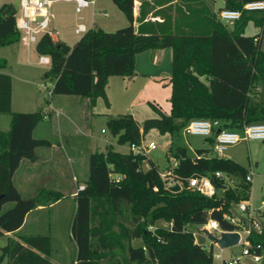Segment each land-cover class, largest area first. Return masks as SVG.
Returning <instances> with one entry per match:
<instances>
[{"label": "trees", "instance_id": "trees-1", "mask_svg": "<svg viewBox=\"0 0 264 264\" xmlns=\"http://www.w3.org/2000/svg\"><path fill=\"white\" fill-rule=\"evenodd\" d=\"M111 1L126 18V27L114 32L88 29L71 47L56 35H44L34 46L39 57L49 58L43 80L53 82L51 96L87 99L90 108L102 99L108 106L110 77H132L137 55L168 48L172 51L169 114L149 103L157 117L144 120L141 126L130 114L109 117L106 126L117 145L138 146L150 130L178 139L193 119L218 120L220 129L231 131L264 123V11H242L232 25L217 17L223 9L241 11L248 2L264 0H224L216 15L202 0H180L173 8L152 13L163 19L149 33L134 29L135 0ZM147 5L146 1L140 3L139 23L146 18ZM15 15L12 4L0 5V48L19 43ZM249 20L258 29L251 37L244 35ZM6 67L0 58V114L10 116L9 129L0 130V238L7 233L13 238L2 247L0 264L5 260L7 264H52L50 234L22 235L21 228L30 212L57 202L61 194L43 190L25 199L13 182L21 162H36L37 150L50 145L33 136L47 112H12L11 78L1 72ZM215 135L216 130L204 138L210 148L193 152L184 145L170 144L165 158L169 163L175 160L176 166L167 168V180L180 182L181 190L176 193L165 187L166 180L145 154L123 153L112 146L104 153L90 154L86 180L74 198L70 233L77 252L73 264H214L215 246L204 249L198 245L187 227H201L212 219L224 231L236 230L223 215L247 202L251 187L244 167L210 154ZM145 165L147 169H143ZM216 172L224 178L215 179ZM202 176L209 177L216 189L210 198L188 188V179ZM231 178L238 182L229 184ZM41 194L51 195V201L41 202ZM6 204L11 206L3 210ZM159 221L168 227L149 229ZM246 239L253 247L264 249V225L259 230L251 228ZM132 240L141 241V245L132 247Z\"/></svg>", "mask_w": 264, "mask_h": 264}, {"label": "rangeland", "instance_id": "rangeland-1", "mask_svg": "<svg viewBox=\"0 0 264 264\" xmlns=\"http://www.w3.org/2000/svg\"><path fill=\"white\" fill-rule=\"evenodd\" d=\"M11 0H0V5L3 2ZM136 1V0H135ZM204 6L209 9L211 14L216 15L218 9L223 6V0H202ZM111 5V6H110ZM97 8H104L108 11L107 17H96V23L94 28H102L105 32H114L118 29L126 27L128 22L124 15L115 7L111 0H99ZM52 15H54L56 22L63 26V30L60 29L61 37L66 36L69 44H74L79 40L81 35H75L71 28V25L75 21L76 17L83 16L86 21L89 22L90 13L87 10H82L81 13H75V3L55 2L51 7ZM85 23V24H87ZM258 33V29L254 25L252 20H249L244 29L245 36H254ZM261 50L264 51V35L261 42ZM0 58L4 59L7 63L4 73L10 76L12 85V105L11 110L15 113H32L39 111L40 109L46 110L47 105L51 99L56 97L66 96H51L50 90L52 89L53 82L50 80H43V74L48 70L49 65L39 64V56L36 54L34 46L29 48L23 47L20 43L9 48H0ZM170 66V64H169ZM159 103H154L160 109L167 111L170 106L169 99L166 102L164 97L157 96ZM153 104V103H152ZM142 113H137L136 118L141 120L156 118L157 114L147 103H142ZM90 108L88 110H91ZM73 114L75 123L69 124L65 118H61L63 122L69 124L70 131L73 133L84 132V128L91 124L90 135L92 136L91 144L81 136H64L61 137L60 131H56L55 127L57 119L52 117L51 119L46 117L38 126L36 135L44 136L50 142H54L57 145L55 149H49L48 147L39 148L37 155L50 156L52 162L49 164L51 172L53 173L52 178L57 182L61 189L66 192L76 190L79 184L87 177L88 171V158L87 153L90 148H95L94 144L100 140L102 143L106 142V137H110L112 140L114 137L109 133L106 122L108 118L94 117L91 121L87 114H81L78 107H73ZM141 112V111H140ZM80 114V115H79ZM10 116L8 114H0V130L7 131L9 127ZM105 133H101V130ZM68 130V129H67ZM144 143L147 144L149 141H153L157 149L150 151L146 154L147 159L153 160L154 165L159 169L160 172L167 170L172 165L165 158V151L169 148L170 144L174 142L177 145L186 146L188 149H201L210 148L208 142L202 137L198 136H178L172 138L170 135H161L156 130H150L143 139ZM126 148H128L126 146ZM95 152L104 150L100 145L94 149ZM119 152H128L129 149L116 148ZM212 154V152L210 153ZM67 156L69 158H67ZM222 158L232 160L242 167L247 172L253 171L250 196L246 202L247 205L251 206L252 216L259 228L264 225V141H248L239 142L237 145L228 148ZM84 162V172L83 169ZM21 167V166H20ZM143 169H146L144 166ZM77 173V181H72V174ZM18 175H22V167L20 168ZM231 185L238 182L237 178H231L227 180ZM16 185L21 189L20 183L16 182ZM50 188L45 189L48 191ZM77 191V190H76ZM39 193V192H38ZM38 193L36 195H38ZM23 198H29V194L21 191ZM35 195V196H36ZM43 198H42V197ZM52 196L48 194H41V202L51 201ZM54 204V203H52ZM51 203L46 205L50 206ZM11 204H6L3 210L9 208ZM75 209V201L71 198L65 197L61 199L52 208H45L40 211H33L26 217V224L21 234L39 233V234H50L52 240L53 252L61 257L63 260H68L72 253V238L70 233V226L73 219ZM168 224L159 221L154 226L149 227L150 230L155 228H167ZM187 230L191 232L198 245L207 249L210 244V239L206 238L199 227H187ZM7 243L6 237L0 238V254L1 249ZM132 247H138L141 245V241L132 240ZM242 246L236 245L234 247L223 250L222 257L226 260L232 257H238L241 254ZM219 252V249L214 247V253ZM107 263V262H105ZM218 263V262H217ZM6 264V262L2 263ZM108 264V263H107ZM240 264H253L247 257L240 258Z\"/></svg>", "mask_w": 264, "mask_h": 264}, {"label": "crops", "instance_id": "crops-1", "mask_svg": "<svg viewBox=\"0 0 264 264\" xmlns=\"http://www.w3.org/2000/svg\"><path fill=\"white\" fill-rule=\"evenodd\" d=\"M142 1H146L149 3V5L146 6V11L147 15L145 20L142 23H139L137 20L138 13H139V6ZM166 0H136L134 4V29L135 31H142V32H152L154 29H156V23H161L163 17L161 15H158L156 17L152 16V13L163 9L167 6H171V8L175 7L176 4L179 3L180 0H170L169 3L165 4ZM16 0H11V1H6L3 3H10L14 4ZM55 2H65V3H75L74 0H55ZM54 2V3H55ZM155 3V4H154ZM99 4V0H92V4L83 9L89 11L90 13V20L89 22H81V21H86L83 16L81 17H76L75 21L71 25V28L74 30L78 24H83L86 28V31L88 29H92L95 26L96 17H107L108 16V11L104 8H97ZM111 6V5H110ZM152 6L154 8H152ZM82 12V11H81ZM76 13V12H75ZM170 15L172 16V19L175 17L174 10L169 12ZM143 23L147 25H143ZM52 28L58 33V38L60 41L64 42L68 46H73L75 44H69L70 42H67L68 38L61 37L60 34V29L63 30V26L59 25L55 17L53 15V20H52ZM103 30L102 28H99ZM105 31V30H103ZM75 34V33H74ZM82 36V34H80ZM80 36V37H81ZM79 37V38H80ZM18 44V43H16ZM13 44L8 47L4 48H9L13 47ZM35 49V47H34ZM171 63H172V51L171 49H163V50H151L147 51L144 53H141L136 56L135 59V68H134V75L132 77H110L108 80V84L106 87V96L108 100V106L105 105L104 101L102 99H98L96 101L95 106L93 109H89L88 105V100L87 99H81L78 97H56L54 99H51L50 103L47 105L46 112H47V117L52 118L55 117L57 119V124H56V131H60L61 137L63 139L64 136H81L82 138H85L86 141H88L89 144L92 142V136L90 135V127L91 124H89L87 127H85L84 132H76L74 131L73 133L70 131L69 124H74L75 119L73 114L75 110H73V107H78V111L81 114H87L88 118L92 121L94 117H102V118H108V117H115L117 115H122V114H130L134 118V120L138 123L139 126H141L142 122L144 120L139 121L136 118L135 111L139 114L142 113V103H159L157 99V96L164 97V100L167 102L168 99L170 98L171 94V85L169 83L170 76H171ZM170 64V66H169ZM2 70L1 72H3ZM6 74V73H5ZM11 105H12V94H11ZM162 110V109H161ZM141 111V112H140ZM170 111V106L167 108V111L163 110L165 114H169ZM80 115V114H79ZM61 118H65L69 124L66 122H63ZM39 126V125H38ZM38 126L35 128L33 136L37 139H45L49 141L47 138L44 136H37L36 132L38 129ZM9 129V127H8ZM7 129V130H8ZM68 129V130H67ZM2 131V130H1ZM101 133H105V131L102 129ZM106 142L104 145V142L102 143L100 140L98 143L94 144V147L97 148L98 145H100L104 150L100 151L101 153H104L106 151V148L108 146H112L114 150L116 148H123V149H128L126 146H119L116 144V138L113 140L109 137H106ZM153 142V141H149ZM50 145L48 146L49 149H55L57 148V145L54 142H50ZM95 148H90V150L87 152L89 153L88 155L92 154L95 152ZM190 150V149H189ZM194 149L190 150L193 152ZM117 151V150H116ZM155 151V150H154ZM166 152V151H165ZM37 161L36 162H28V161H22L20 166L22 167V175H18V172L20 170V166L17 169V171L14 173L13 176V182L18 191L21 193V191H24L28 193L30 196L29 197H34L38 192L43 191L45 189L50 188L48 191H56L61 194V198L55 202L54 204L48 206V207H42L39 210H43L45 208H52L54 205H56L61 199H64L65 197L67 198V195L69 198L74 200L78 190L82 188H77L76 190H71L70 192H66L65 190L61 189L60 186L55 182V180L52 178L53 173L51 172V165L49 164L51 161L50 156H44L43 154L37 155ZM67 158H69L67 156ZM153 161V160H152ZM84 162H83V169L82 171L84 172ZM146 169L148 168L147 165H145ZM72 174V181L73 180H78L77 179V173H71ZM16 182L22 184L21 189L16 185ZM84 185V180L79 184L80 186ZM75 201V200H74ZM30 212L29 214H31ZM28 214V215H29ZM27 215V216H28ZM26 216V217H27ZM264 217V213H263ZM26 224V218L24 221V224L21 228V231L24 229ZM203 233V232H202ZM30 234H36V233H30ZM205 236V235H204ZM3 237L8 238H13V234L7 233ZM206 237V236H205ZM211 245V242L209 246ZM208 246V247H209ZM77 252V248L72 242V253L68 260H63L61 257L56 255L53 252V255L50 257V261L52 264H73V259L74 255ZM6 262V260L4 261ZM3 262V263H4ZM107 261H101L99 264H111L109 262L105 263ZM7 264V262H6ZM115 264V263H112ZM120 264H124L121 262Z\"/></svg>", "mask_w": 264, "mask_h": 264}, {"label": "built area", "instance_id": "built-area-1", "mask_svg": "<svg viewBox=\"0 0 264 264\" xmlns=\"http://www.w3.org/2000/svg\"><path fill=\"white\" fill-rule=\"evenodd\" d=\"M18 9L15 15V29L19 33V43L25 47L29 48L35 46L39 39L44 35H50L54 37L58 36V33L52 28L53 15L51 12V7L55 0H17ZM224 1V0H223ZM75 2V12L81 13V11L92 4V1L86 0H74ZM242 11L247 12H259L264 11V1H252L243 5L242 10H230L223 9L218 12L217 17L220 22L225 25H232L235 21L239 20ZM86 32V28L83 24H78L74 30L75 35H80ZM39 64L49 65V58L46 56L39 57ZM216 130L215 143L212 149L213 156L217 158H222L224 152L237 145L239 142L248 141H264V123H256L243 127L240 131H231L226 129H220V122L218 120H207V119H193L182 130V136H198L202 138H208L213 135ZM134 154H147L150 151L157 149L154 142L141 141L140 145L132 146L128 148ZM172 161V167L176 166V161ZM160 177L165 181V187L169 189L174 184H179L173 179H168L167 176L170 175V170H165L159 173ZM253 171L248 172L247 180L252 181ZM215 179H222L224 175L220 172L214 173ZM188 188L199 192L206 197H212L216 193V189L207 176L194 177L187 180ZM236 213L246 218L249 221V229L245 230L244 224L238 219ZM252 209L250 205L246 202H240L232 209L230 214H224L223 219L228 223L235 225L237 227L234 231L227 232H237L240 236L239 244L242 246L241 254L238 257H232L228 260L222 257L223 250L219 249V252L213 253L214 264H240L241 257H247L252 261L253 264H260L264 257V249L260 245L253 247L247 241L246 237L250 233L251 228L259 230L258 224L252 216ZM202 232L206 229L210 234L219 237L222 230L217 221L210 219L206 225L199 227ZM204 234V233H203ZM205 235V234H204ZM206 236V235H205ZM207 238V236H206ZM196 242V241H195ZM212 244V243H211ZM215 246V244H213ZM217 248V246H215ZM218 249V248H217ZM218 262V263H217Z\"/></svg>", "mask_w": 264, "mask_h": 264}, {"label": "water", "instance_id": "water-1", "mask_svg": "<svg viewBox=\"0 0 264 264\" xmlns=\"http://www.w3.org/2000/svg\"><path fill=\"white\" fill-rule=\"evenodd\" d=\"M13 6H14L15 10L18 9V1L17 0L13 4ZM180 190H181V187L177 183L169 188V191L174 192V193L179 192ZM236 216L244 224L245 230L248 231L249 221L237 213H236ZM203 233L208 237V239H210V242L212 244H215V246H217V248L220 250H225L227 248L234 247V246L239 244L240 236L237 232H227V231L221 232L219 237H216V236L210 234L206 229H203Z\"/></svg>", "mask_w": 264, "mask_h": 264}]
</instances>
